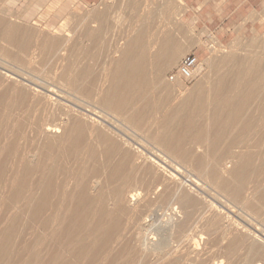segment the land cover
I'll return each mask as SVG.
<instances>
[{"label": "bare ground", "instance_id": "6f19581e", "mask_svg": "<svg viewBox=\"0 0 264 264\" xmlns=\"http://www.w3.org/2000/svg\"><path fill=\"white\" fill-rule=\"evenodd\" d=\"M92 7L80 27L112 71L103 66L90 79L96 63L75 69L79 27L68 32L74 19L61 7L39 42L51 81L31 88L23 73H1L10 88H0V102L10 97L14 110L5 118L0 109V155L15 158L0 162V264H264V73L256 71L264 54L216 60L214 52L204 82L184 95L178 88L179 104L159 122L147 112L161 106H143L140 96L158 80L181 85L179 73L165 74L183 60L182 41L164 25L150 36L143 22L121 38L105 23L109 5ZM228 61L230 72L221 70ZM204 87L213 128H177L205 108L194 104Z\"/></svg>", "mask_w": 264, "mask_h": 264}, {"label": "rangeland", "instance_id": "374dc122", "mask_svg": "<svg viewBox=\"0 0 264 264\" xmlns=\"http://www.w3.org/2000/svg\"><path fill=\"white\" fill-rule=\"evenodd\" d=\"M64 1L66 2V0H0V76L1 77H3L1 75V73L3 72L19 74V76L21 73H23L24 77L23 74H21L20 77L17 76L18 79L22 83L26 82L24 84L28 85V87L31 86V88H39V89L43 88L42 85L44 80L48 82L51 81L52 73L49 74L50 75L49 77L46 75L47 71L43 69L42 60L39 59L40 56L39 42L42 40V36L51 35V32L47 31L46 30L47 28H45L47 27L46 26L47 24L53 23L51 21H54L53 24L61 21V19H59V15L61 14L60 11L61 7L64 8L69 7L66 12L71 14L74 19L73 21L74 23L70 24V26H74V27L73 29L70 28L71 30H69L68 28V32L71 33L72 30H74V28L77 25L79 27L78 29L79 31L77 30V34H74L73 37L74 40L71 41L73 42L71 43L72 45L75 43V45H73L75 52H73L71 56L72 62L75 61L74 62L76 65L75 69L77 68L76 70H78L79 67L82 68V66L86 65L87 63L90 65H86V67L89 66L90 68L92 64L91 67L92 69L93 66H96L97 64V66L92 69L93 72L91 71V73L89 74V75L92 74L89 77L90 79H92L93 75L96 78L98 74H103V72L106 73L110 72L111 65L110 63L107 64L108 60L106 61L104 54H102L103 49L100 46L94 47V44H92L90 40H88V38L84 35L83 31L85 27L82 25L80 27L81 21L83 22L82 18H84V16L88 14L91 9H93L92 6H94L95 8L99 4L97 8H99L100 6L102 7L103 2L106 3L103 4L105 8L107 5H109L107 10L103 12V14L106 12V14H104L106 16L105 21L106 20L108 21V22L106 21L105 23L110 25L109 27H112V29H115L113 28L112 25H114V27L116 26V30L118 28L119 30L117 31L119 33L122 31V35L120 33V35L122 36L121 38L127 39L128 34H131V32L134 31L133 30L134 26L135 28H137L138 26L140 27L142 22L143 25H141V27L144 26V23L145 25L147 24L146 25L147 27L146 26L145 27L148 28L149 32L151 30L148 24L151 25L152 31L149 33L150 36H153L152 32L154 33L157 27L158 29L155 32H158L164 25L163 27L164 29L166 30L169 29L170 33H172L173 36L177 37L178 40H180V43L182 41L181 44H183L182 46H184V48L182 46L181 48L186 50L182 58H184L186 55L190 53H195L199 57V64L204 63L202 68L205 67V69L203 68L202 72L200 68L201 65L198 66V70L200 71V73L197 71L198 75L196 78L194 77L192 80H188L182 77L181 85L175 82L172 83L169 80H166L167 83L160 84L158 80L157 81L158 85L156 84L157 87L155 86L156 88H154L155 84L151 85V87L146 86L147 88L144 90L146 94L143 93L140 96V102L142 103V105L145 106L146 104H151L152 106L153 105L161 106L160 107L161 109L159 108L161 111L158 109L154 110L150 108L149 109L151 111L150 113L148 110L149 113L147 112V115L149 114L152 120L155 119L154 117H156L155 119L156 121L159 122L164 121L166 119L167 112L170 109H173L175 105L179 104L178 103L179 91L176 92L178 88L182 93L181 95H184V93L187 94L190 90H192L193 87H195V85H197L199 81L204 82V79L206 78L205 75H209L210 72V71L208 72L209 67L207 66L206 62H204V60L208 56L209 57L211 56L210 58H213L214 52L217 51L214 56L215 58H213L216 60H219V58L222 55H226L228 58H231L235 55L239 56L241 53H243L242 55L243 58L247 56V54L249 53L252 54L254 53L256 59L260 60V58L263 57L264 54V45H262L264 43V22H263L264 0H149V2L148 0H145L146 2L144 0H102V1L101 0L98 1L97 0H79V1L67 0V3L70 2L68 3L69 6ZM100 1L101 3H99ZM146 3L148 6H145ZM82 4H84L85 7L82 6ZM104 6L102 7L103 10H105ZM137 6L139 7V10ZM148 7L150 8L148 9ZM30 8L31 9L33 8L32 14L31 16H27L26 13ZM42 22L44 23V25L41 27L39 24H42ZM152 26L153 28L155 27V29H153ZM52 34H53L52 35L53 38L57 36L55 31H52ZM79 37L82 38V40ZM85 37L87 40L85 39ZM199 39H201L202 43L200 41L198 42ZM80 40L82 41V44L80 43L81 42ZM77 42L80 43V45H78L79 47L82 46L84 42H85L84 44H86L88 47L84 45L85 47L82 46V48H79L76 45ZM91 46L94 48H89ZM98 47L101 48L100 49L101 53L100 51H98L99 50ZM210 47L212 48L210 49ZM83 48L84 50H82ZM80 49L82 50L83 53L86 52L85 53L86 55L83 54L80 51ZM222 49L223 50L225 49L226 51L224 53H221V51L219 50ZM76 50L80 52L79 55L82 53L81 54L82 56L81 55L78 56V54H76ZM92 50H95V52L97 51L96 53L98 54L96 55V53H94ZM74 55L76 58L74 57ZM84 55L86 57H89L90 60H92V62H90L89 59L84 60L83 58H86L84 57ZM76 59L77 62H80V65L79 63H76ZM81 59H83L84 62ZM88 60L90 63L88 62ZM181 60L182 59H180V61L178 62L179 64L175 69H172L171 71L169 70L165 74V77H168L173 72H177L180 64L182 63ZM85 61H87V63ZM256 63L258 64V65L256 64L257 66L256 71L259 72V68H258L259 66L260 73H264L263 62H261V60L260 62L256 60ZM103 66L105 67L106 70H104ZM232 67L233 64L230 61H228L225 65H223V68L221 70L230 72V68ZM100 69H103L104 71L102 70L103 72H99ZM94 70H96V72ZM97 71L98 74H96ZM216 74L217 73L215 72L213 78L216 76ZM245 75H243L242 77L243 80L246 79ZM1 77L0 80H4ZM28 79L34 80V82L38 83L39 86L32 83H28L29 82ZM3 83H5V81L3 82L0 81V85H1L0 88H10L9 83L6 82L8 86L6 85V83L5 84ZM166 84L168 85L167 88H165ZM148 88L151 89L152 92ZM246 88L247 85L244 84L242 89L246 90ZM260 88H264L263 83H261ZM182 89L187 91L185 92ZM146 91H148L149 93H147ZM207 91L208 88L204 87L203 91L198 94L200 95L199 97H201V100L194 102V104H196L197 106L203 105L205 107L203 111L194 114L189 113L185 117L187 118L192 117V119L190 121L184 122V125H179L177 128L184 129L187 127L188 128L202 127L203 133L205 135L208 134L209 128H213V120H214L212 116L213 111H212V107H208L209 104H211V102L208 101L209 93ZM2 92L3 91L1 90L0 94H2ZM238 98H239L238 94H236L234 98H232L231 96L228 99V103L230 104L233 101L238 103V100H236ZM9 99L11 98L8 97V99H4L5 101L4 100L2 101L3 103L0 102L1 103L0 109L4 112L5 118L10 116V113H12V109L14 108L13 107L10 110V106L12 104L9 106V102H10ZM6 108L11 112L9 113V111ZM151 109L154 111L152 112ZM157 111H159V114ZM228 112H229L228 110L225 111V113L223 114L222 122H220L221 124H224L225 127H228L230 121L232 120L231 118L232 116L231 114H228ZM148 117L145 118V122H146L145 128L147 127L149 128L151 126L150 124H152V126L155 124V123L153 124L155 120L152 121L151 123V119L150 118L148 119ZM148 120L150 124L147 123ZM152 126L150 128H152ZM193 134H195V132H193ZM12 140L13 137L9 136L7 140V145ZM21 140L23 141L24 145L27 146L26 144L27 141L25 139H21ZM21 140H20L21 142L20 144H23ZM16 141L19 142L18 140ZM8 153L9 151L7 150L2 151L0 155V162L6 159ZM10 155L8 157H10ZM13 155H11L10 159H8V162H10L11 158L12 159L15 158V156ZM26 230H27L26 232L30 231L29 228Z\"/></svg>", "mask_w": 264, "mask_h": 264}, {"label": "built area", "instance_id": "2783aa9c", "mask_svg": "<svg viewBox=\"0 0 264 264\" xmlns=\"http://www.w3.org/2000/svg\"><path fill=\"white\" fill-rule=\"evenodd\" d=\"M199 66V57L195 53L186 55L180 64L177 73L185 79L192 80Z\"/></svg>", "mask_w": 264, "mask_h": 264}]
</instances>
